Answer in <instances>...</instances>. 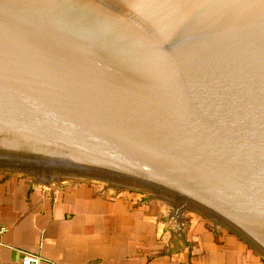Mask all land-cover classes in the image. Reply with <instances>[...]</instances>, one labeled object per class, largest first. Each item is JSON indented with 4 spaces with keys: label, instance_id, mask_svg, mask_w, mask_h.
Instances as JSON below:
<instances>
[{
    "label": "water",
    "instance_id": "95a60500",
    "mask_svg": "<svg viewBox=\"0 0 264 264\" xmlns=\"http://www.w3.org/2000/svg\"><path fill=\"white\" fill-rule=\"evenodd\" d=\"M0 172L145 191L264 258V0H0Z\"/></svg>",
    "mask_w": 264,
    "mask_h": 264
},
{
    "label": "crops",
    "instance_id": "0c3cea01",
    "mask_svg": "<svg viewBox=\"0 0 264 264\" xmlns=\"http://www.w3.org/2000/svg\"><path fill=\"white\" fill-rule=\"evenodd\" d=\"M171 213L133 192L0 172V264H264L227 227L186 215L180 232Z\"/></svg>",
    "mask_w": 264,
    "mask_h": 264
},
{
    "label": "rangeland",
    "instance_id": "374dc122",
    "mask_svg": "<svg viewBox=\"0 0 264 264\" xmlns=\"http://www.w3.org/2000/svg\"><path fill=\"white\" fill-rule=\"evenodd\" d=\"M78 182L94 183V184H96L98 186L105 187V188H107L109 186L108 184L95 183V182H90V181H73V180H67V181H64L63 183H78ZM108 190L117 191L116 189H112V188H109ZM120 191L133 192V193H135L137 195H141L143 197V199H145V200L160 202V203H163L164 205H167L168 207H170V209H172V205H171V202L170 201H168V200H166L164 198H161V197L160 198L159 197H156V195H154V194H151V193H148V192H145V191L135 190V189H121ZM186 215H188V216H192V215L200 216V217H202L204 219H207L209 222L214 223L211 219H209L205 215L200 214V213H198V212H196L194 210L187 209Z\"/></svg>",
    "mask_w": 264,
    "mask_h": 264
},
{
    "label": "built area",
    "instance_id": "2783aa9c",
    "mask_svg": "<svg viewBox=\"0 0 264 264\" xmlns=\"http://www.w3.org/2000/svg\"><path fill=\"white\" fill-rule=\"evenodd\" d=\"M157 197V196H156ZM172 205V203H171ZM172 213L171 215L174 213V207L172 205ZM187 211V210H186ZM186 211H184V213L182 214V217L186 220ZM173 220V219H172ZM175 223L176 221L173 220ZM219 225V224H217ZM22 264H42V259L40 256L38 255H33V254H26L23 259H22Z\"/></svg>",
    "mask_w": 264,
    "mask_h": 264
},
{
    "label": "bare ground",
    "instance_id": "6f19581e",
    "mask_svg": "<svg viewBox=\"0 0 264 264\" xmlns=\"http://www.w3.org/2000/svg\"><path fill=\"white\" fill-rule=\"evenodd\" d=\"M64 181H67V180H63V181H61V183L64 182ZM52 183H58V182H52ZM52 183H51V184H52ZM157 197H159V196H157ZM159 198H160V197H159Z\"/></svg>",
    "mask_w": 264,
    "mask_h": 264
}]
</instances>
